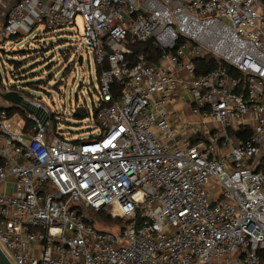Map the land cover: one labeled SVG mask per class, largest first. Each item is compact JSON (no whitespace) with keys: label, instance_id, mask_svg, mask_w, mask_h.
I'll list each match as a JSON object with an SVG mask.
<instances>
[{"label":"built area","instance_id":"2783aa9c","mask_svg":"<svg viewBox=\"0 0 264 264\" xmlns=\"http://www.w3.org/2000/svg\"><path fill=\"white\" fill-rule=\"evenodd\" d=\"M0 7L1 49L36 26L78 28L80 18L83 48L108 63L97 76V134L49 133L51 110L29 97L43 107L27 112L35 133H12L0 107V246L13 264H264V0ZM146 40L162 51L159 63L129 58ZM207 54L246 75V92L226 65L196 74L195 59ZM181 85L196 93L193 111L217 123L205 139L176 138L170 117ZM240 128L250 135L237 137ZM87 209L132 223L100 230Z\"/></svg>","mask_w":264,"mask_h":264},{"label":"rangeland","instance_id":"374dc122","mask_svg":"<svg viewBox=\"0 0 264 264\" xmlns=\"http://www.w3.org/2000/svg\"><path fill=\"white\" fill-rule=\"evenodd\" d=\"M0 20L2 22V18ZM77 25L78 28L68 27L63 29H46L45 25L36 26L29 31L28 35L22 37L20 42H18L19 40H8L5 49L10 52L11 50H22L28 47L32 51L41 48L43 54L47 57L40 56L35 60L33 64H37V67L32 70L35 72L41 71L40 75H37L34 79L46 82L42 87L46 91L26 88L30 89V92L34 95H41L51 112L57 114L59 117L58 130L65 131L71 137L84 139L89 135L99 133L93 112L94 108L98 106L100 97L97 95L99 83L95 54L90 47L83 48L79 40L83 29V22L80 18L77 19ZM1 48L2 46H0ZM70 48L72 52L74 49L79 48L83 54L82 62L77 61L78 63L72 71L68 70L71 62L68 60L72 58L75 52L68 57ZM5 49L3 50L5 51ZM1 56L4 58L1 59ZM28 56L30 55L27 54ZM9 57L10 55L7 53H0L1 71L6 68L3 67V64L9 66ZM2 73L4 72L2 71ZM11 81L14 82L12 78ZM22 83L24 84L26 81L22 80ZM76 103L84 104L88 108L87 117L78 119L74 116ZM7 128L12 133L17 132L15 128L10 127L9 123ZM227 166L232 168L229 163ZM96 224L104 228H110L109 230L112 232H119V228H115V225L103 224L102 219L97 218Z\"/></svg>","mask_w":264,"mask_h":264},{"label":"trees","instance_id":"16d2710c","mask_svg":"<svg viewBox=\"0 0 264 264\" xmlns=\"http://www.w3.org/2000/svg\"><path fill=\"white\" fill-rule=\"evenodd\" d=\"M46 29H48V28H46ZM19 38L20 37L14 36V37H11L10 40H18ZM36 41H38V40H36ZM131 48L133 50V54L130 55L129 58L132 61H134L138 58H144V59L150 60L152 62L159 63L161 60L162 51L159 50L157 47H155L151 40L136 42V43L131 45ZM29 49L30 48L28 47V48H26V49L24 48L22 50H14V51L11 50L10 52H7L6 49H5V51L3 49H0V53H3V54L7 53L8 55H10V57H9V61H10L9 64L10 65L5 66V64H3V67H6V68L2 69V71L4 73H2L1 68H0V89H2V90H7V89L17 90V91L22 92L25 95V97L38 99V100H41L42 102L45 103V101L43 100L41 95L37 96V95L32 94L30 92V89L33 88L35 90L46 91V90L42 89L43 85L46 82H43L42 80H35L34 79L37 75H40L41 71L35 72L32 69L37 67V64H35V63L33 64V62L35 60H37L40 56H42L44 58H46L47 56L45 54H43L41 48L34 49L33 51L29 50ZM44 50H46V49H44ZM68 51H69L68 57H70L72 55V53L75 52L72 55V58L71 59L69 58L70 60H68V61H71L70 67L68 68V70L72 71V69H74L76 67V65L78 63L77 61H79V56L81 54V51L79 48L76 50L74 49L73 52H72V49L70 48ZM27 54H29L30 56L27 57ZM3 58L4 57L1 56V59H3ZM194 62L196 65V74H198V75L205 74V73L211 71L212 69H216V68L220 67V65H226L229 74L234 76V77H237L241 81V86L238 89V92H246V88L248 86L247 81H246V75H244L242 72H240L233 65H231L229 63H225L222 59H220L216 55L207 54L201 58L195 59ZM107 68H108V63H106V62L103 65H96L97 76H99L102 73V71L107 69ZM11 78H12V80H14V82L11 81ZM22 80L26 81V83L23 84ZM17 81H20V82L18 83ZM26 87H29L30 89H28ZM7 111H8L9 117H12L16 113H19L22 116L23 122H24L23 127H22V132L26 136H30V135H33L35 133V128H34L35 123L33 120H31L27 117V112L24 109L12 105L10 107H7ZM75 117L78 119L82 118V117H78V116H75ZM58 123H59V117L57 116V114L55 112H51L49 119H48L49 133L57 134V135L63 136V137L69 136L66 134L65 131L58 130V127H57ZM51 125H52L53 129L51 128ZM250 133H251V131L249 129L244 130L243 128H240L239 130L235 131L236 136L242 137V138H246V136L250 135ZM205 137L206 136H204V135L201 137H197V135L193 134L189 138V140H190V142H194L197 139H205ZM259 167H264V153L260 157ZM84 214H85L86 222L94 225L95 227H97L100 230H109L110 228H104V227L98 226L96 224L97 218L100 220L102 219L103 224L108 223L111 225H115V228H121L125 225H129L132 223V221L128 218H123L120 216L113 217L112 215L107 213L105 210L87 209L84 212Z\"/></svg>","mask_w":264,"mask_h":264},{"label":"crops","instance_id":"0c3cea01","mask_svg":"<svg viewBox=\"0 0 264 264\" xmlns=\"http://www.w3.org/2000/svg\"><path fill=\"white\" fill-rule=\"evenodd\" d=\"M6 11L4 7H0V24L5 20ZM33 18L34 12L30 13ZM20 41V40H19ZM182 76H187L186 73L180 71ZM174 106L173 115L171 118L172 128L176 132V138L182 142H189V138L192 134L197 135V137L205 136L207 131L212 130L217 123L211 118H204L201 114H197L193 111L194 100L196 98V93L188 90L185 86L181 85L176 94L174 95ZM11 103L0 98V107H10ZM10 127H13L18 132L22 129L23 118L19 113L14 114L9 119ZM201 134V135H200ZM200 135V136H199ZM8 188L11 186L8 185Z\"/></svg>","mask_w":264,"mask_h":264},{"label":"water","instance_id":"95a60500","mask_svg":"<svg viewBox=\"0 0 264 264\" xmlns=\"http://www.w3.org/2000/svg\"><path fill=\"white\" fill-rule=\"evenodd\" d=\"M83 57L79 56V61L82 62ZM10 65V64H9ZM0 98L5 101H8L14 106L24 109L28 113H34L38 115V111H43V107H36L34 106L26 97L25 95L17 90L7 89L2 90L0 89ZM74 116L85 118L87 117V109L84 104H75L74 107ZM46 118L42 119V122H45ZM0 264H13L12 261L8 258L2 247L0 246Z\"/></svg>","mask_w":264,"mask_h":264}]
</instances>
